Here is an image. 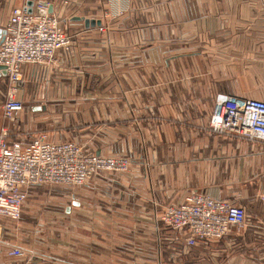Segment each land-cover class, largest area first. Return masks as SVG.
<instances>
[{
  "label": "crops",
  "instance_id": "crops-1",
  "mask_svg": "<svg viewBox=\"0 0 264 264\" xmlns=\"http://www.w3.org/2000/svg\"><path fill=\"white\" fill-rule=\"evenodd\" d=\"M39 1L48 2L57 12L72 43L69 50L57 51L59 69L24 67L19 96L26 107L34 113L64 114L72 126L85 131L83 141L90 138V148H85L89 152L104 153L113 140L118 144L129 139L137 144L144 139L145 145L155 147L146 153V161L161 162L162 167L127 175L111 173L73 192H62L67 201L54 200V211L59 213L57 208L64 206L69 218L79 219L77 233L65 240H49L51 253L35 252L29 261L13 262L106 264L107 213L125 200L139 203L146 211L143 223L153 227L154 209L178 203L191 191L230 199L236 189L248 215V228L228 240L244 241L242 249L248 256H243L264 264V201L260 198L264 193V141L217 133L207 123L220 92L264 99L263 93L256 95L248 87L237 92L227 82L214 83L213 68L220 65L225 78L232 77L236 57L244 61L241 65L256 67L255 77L263 74L264 0L33 3ZM26 2L0 0V31L11 8ZM74 17L100 24L85 27L83 20ZM252 74L242 70L241 80H255ZM5 85L0 72V104ZM102 130L123 134L113 138ZM42 188L46 189H31L29 202L40 203L41 194H47ZM156 231L170 247L186 253L178 233L166 227H156ZM1 233L7 245L27 248L11 239L5 228ZM35 239L43 243L41 235Z\"/></svg>",
  "mask_w": 264,
  "mask_h": 264
},
{
  "label": "built area",
  "instance_id": "built-area-1",
  "mask_svg": "<svg viewBox=\"0 0 264 264\" xmlns=\"http://www.w3.org/2000/svg\"><path fill=\"white\" fill-rule=\"evenodd\" d=\"M48 6V2L39 1L32 4L30 12L26 6H13L1 26L0 72L4 71L6 85L0 104V264L34 258L22 246L7 245L1 233L6 221L20 218L31 189L50 186L73 192L99 174L131 172V163L125 157L89 152L73 140L52 139L47 132L30 139L11 134L14 118L25 107L19 96L24 67L50 68L57 62V51L71 47V34L57 12L48 11ZM207 123L217 133L264 141V99L220 92ZM260 198L264 201V193ZM247 218L237 192L227 199L191 191L178 203L162 205L154 221L156 227L178 233L188 252L230 235L233 230L247 229Z\"/></svg>",
  "mask_w": 264,
  "mask_h": 264
},
{
  "label": "rangeland",
  "instance_id": "rangeland-1",
  "mask_svg": "<svg viewBox=\"0 0 264 264\" xmlns=\"http://www.w3.org/2000/svg\"><path fill=\"white\" fill-rule=\"evenodd\" d=\"M241 59L234 57V74L228 78H225L223 67L215 65L213 68L217 76L214 83L221 85L227 82L237 92H240L241 87H248L256 95L264 94V70L263 74H257L255 77V73H257L256 67L241 65L244 62ZM57 67L59 69L58 61L48 69L55 70ZM262 68L264 69V67ZM242 70L253 72L252 75L255 80L249 82L241 80L243 77L241 75ZM57 117L58 120L55 119ZM65 117L64 114L60 113L51 115L48 111L34 113L25 105L24 109L17 114L10 126L11 134L14 137H32L39 132H47L52 138L73 140L79 142L86 149L90 148V138L86 137L84 141L81 138V135L85 131L80 130V127L72 126ZM65 120L69 123L68 125L65 124ZM2 123L3 119L0 107V125ZM101 132L113 138L123 134V132L118 133L112 130H102ZM106 148V151L102 154L117 155L125 157L130 161V174L139 170L161 169L162 167L161 162L146 161V153L150 152L151 154L155 147L145 145L144 139L137 144L133 141L130 143L129 139L124 141V143L119 142L118 144L113 140L107 144ZM107 174H111V172L99 174L92 179H98ZM233 187L237 188L236 185ZM45 188L40 189L44 190V193H47L44 196L41 194V198L44 200L39 198L40 203L35 204L29 202L30 197H28L22 207L20 218L16 221H6L5 225H3L5 226V233L11 239L21 242V244L27 247L28 253L32 256L34 255V257L40 251L51 253L49 240H65L67 236L72 238L77 233L75 223L79 219L69 218L65 214L64 206L57 208L59 213H56L53 208L55 205L54 200L61 201L62 199L64 202L67 201L62 193L65 191L63 189L59 191V188L50 186H45ZM105 190L106 192L110 191L108 188H105ZM233 191L240 195L236 189H233ZM230 195H232V192H230ZM47 196H51V198H47ZM124 202L122 204L124 208L121 205L107 213L109 219L106 226V264H258L259 262L257 259L250 261L247 257L243 256L247 251L242 249L244 241L228 240L231 234H244L240 230H233L230 235H226L216 241L205 242L186 253L180 252L177 246H169L165 236L160 237L158 235L155 221H153V227L150 224L143 223L146 211L142 210V206L139 203H129L126 200ZM130 205H137L138 209L135 210L133 207L131 209ZM159 210L160 206L159 209L152 211L153 220H155V215ZM4 228L2 231H4ZM40 235L43 239L42 244H38L35 239ZM243 247L246 249L245 246Z\"/></svg>",
  "mask_w": 264,
  "mask_h": 264
},
{
  "label": "water",
  "instance_id": "water-1",
  "mask_svg": "<svg viewBox=\"0 0 264 264\" xmlns=\"http://www.w3.org/2000/svg\"><path fill=\"white\" fill-rule=\"evenodd\" d=\"M32 4H33V0H27L25 6H26V10L28 12L31 11ZM48 11L49 12L52 11L51 5L48 6ZM74 18L77 19V20H80V19L83 20L85 27H89V26H94V25H99L100 24L99 20H93V19L81 18V17H74ZM0 35H1V31H0ZM0 69H2V68L0 67ZM1 72H2V74H4L3 70ZM36 108H38V107H36Z\"/></svg>",
  "mask_w": 264,
  "mask_h": 264
}]
</instances>
